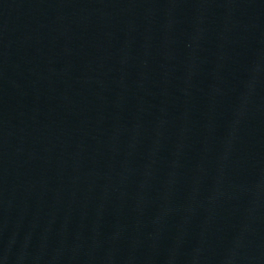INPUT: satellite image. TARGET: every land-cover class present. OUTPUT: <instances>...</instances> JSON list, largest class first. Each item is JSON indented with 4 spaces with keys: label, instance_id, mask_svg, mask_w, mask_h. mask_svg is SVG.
Returning <instances> with one entry per match:
<instances>
[{
    "label": "water",
    "instance_id": "1",
    "mask_svg": "<svg viewBox=\"0 0 264 264\" xmlns=\"http://www.w3.org/2000/svg\"><path fill=\"white\" fill-rule=\"evenodd\" d=\"M0 264H264V0H0Z\"/></svg>",
    "mask_w": 264,
    "mask_h": 264
}]
</instances>
